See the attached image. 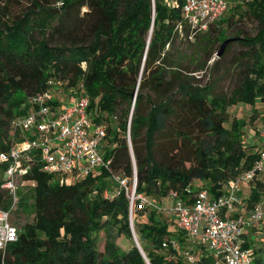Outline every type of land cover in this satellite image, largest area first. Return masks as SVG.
Listing matches in <instances>:
<instances>
[{"label":"trees","instance_id":"1","mask_svg":"<svg viewBox=\"0 0 264 264\" xmlns=\"http://www.w3.org/2000/svg\"><path fill=\"white\" fill-rule=\"evenodd\" d=\"M58 1L62 5L56 11L48 5L51 0H30L23 16L0 24V151L11 145L12 119L24 112L22 104L56 77L70 85L84 84L92 110L108 118L117 115L107 137L112 169L128 176L130 186L136 170L137 192L157 195L158 202L173 189L184 193L189 185L220 194L230 179L253 167L261 145L253 136L244 139L246 121L234 118L230 126L225 123L230 105L264 104V0H245L259 29L237 40L252 61L229 97L214 95L209 84L167 79L168 47L180 31L183 0ZM236 6L226 15L229 20ZM83 7L87 10L81 14ZM58 16L47 33L50 23L45 22ZM181 32L189 35V27L183 25ZM144 98L151 104L146 114L141 111ZM171 119L184 127L179 130L184 139L191 140L189 128L205 133L194 141L189 167L164 164L155 157L157 133ZM106 177L104 172L61 183L34 163L24 179L35 183V220L19 229L18 240L5 252L0 250V264H147L136 244L123 250L117 243L121 236L134 239V234L150 264H213L201 246L194 248L195 263L185 260L190 242L173 217L169 216L177 229L157 215L158 209L141 207L136 199L131 218L130 198ZM263 186L262 176L253 188L254 199H259ZM106 189L113 194L106 197ZM10 201L6 189H0V206L7 208ZM100 230L106 234L104 252L97 248Z\"/></svg>","mask_w":264,"mask_h":264},{"label":"built area","instance_id":"2","mask_svg":"<svg viewBox=\"0 0 264 264\" xmlns=\"http://www.w3.org/2000/svg\"><path fill=\"white\" fill-rule=\"evenodd\" d=\"M244 2L183 0L182 19L177 28L182 31L183 25L188 26L190 36L209 32L226 17L232 5ZM91 104L84 84L74 86L67 79L51 77L47 88L30 96L22 104L24 112L12 119L14 137L9 148L0 151V189H6L11 200L7 208L0 206L1 251L5 252L10 243L18 240L20 228L12 221L19 205L17 181H27L24 176L34 163L54 174L61 183H73L105 172L106 178L130 198L131 218L136 199L141 207L163 210L159 202L137 192L136 170L132 186L128 176L113 171L112 157L106 149L108 128L117 115L108 118L92 110ZM134 104L135 98L132 111ZM130 124L131 116L127 133L131 146ZM263 173L264 138L253 167L230 179L222 193L191 185L184 193L176 189L169 192L172 202L169 214L190 242V248L184 251L187 262L197 261L194 248L201 246L213 257V264H264V186L259 199L253 198V188ZM112 194L111 190H105L106 197ZM256 236L260 237V245L253 249L251 243Z\"/></svg>","mask_w":264,"mask_h":264},{"label":"rangeland","instance_id":"3","mask_svg":"<svg viewBox=\"0 0 264 264\" xmlns=\"http://www.w3.org/2000/svg\"><path fill=\"white\" fill-rule=\"evenodd\" d=\"M170 1V0H169ZM247 2V1H246ZM245 2V3H246ZM30 0H0V24L2 21H10L16 17L23 16ZM56 11L60 10L61 1L51 0L48 4ZM236 10L232 14L233 19L216 26V29L198 34L194 36L185 35L184 32L179 31L175 41L170 49L166 59L165 68L168 72L167 79L177 83V77L193 81L198 84H209L212 87L214 95H226L229 97L235 88H237L245 73L247 72L248 64L251 63L252 58L245 54L246 46L241 41H234L230 43L221 57L217 56V52L221 47L222 42L229 37H244L253 36L258 32V20L247 11L248 5L242 3L236 4ZM87 10L83 7L81 14ZM6 12V14H4ZM56 20H48L45 22L47 33H49L52 26L58 22ZM221 30L222 36H219ZM145 92H149L148 89ZM153 97L154 93H153ZM263 102L256 105H249L244 102H239L227 107V121L226 126H230L234 118H242L246 121L244 139H250L253 136L259 145H261L264 138V106ZM258 106V108H257ZM151 104L144 98L141 106L142 113H147ZM184 127L179 125V121L171 119L167 126L156 136L155 157L158 161L164 164L174 163L176 166L185 167L191 165L190 159L194 158V149L197 138L205 136V133L197 129V127L189 128V136L191 140L184 139L179 130ZM10 129V135L12 134ZM185 159V160H183ZM264 177V173L262 174ZM19 186V200L21 203L16 211L13 212L12 221L21 228L26 223L35 220L34 209V189L29 181H17ZM201 181H195L199 184ZM198 186V185H197ZM157 195H150L152 200L157 201ZM158 202V201H157ZM159 205L163 210H158L157 215L164 220L171 222V216L168 209L172 207V202L169 197L159 201ZM80 216L83 213L80 211ZM134 216V215H133ZM167 218V219H166ZM176 225L171 222V228ZM177 229V227H176ZM117 243L123 250L129 249L132 244H135L134 239H129L126 236H121ZM106 245V234L103 230L97 233V248L104 252ZM260 237L253 238L251 246L253 249L259 247Z\"/></svg>","mask_w":264,"mask_h":264},{"label":"water","instance_id":"4","mask_svg":"<svg viewBox=\"0 0 264 264\" xmlns=\"http://www.w3.org/2000/svg\"><path fill=\"white\" fill-rule=\"evenodd\" d=\"M151 34H152V30H151V32H150L149 40L151 39ZM239 39H241V37H229V38L225 39V40L222 42L221 47H220V49H219L218 52H217V56H218V57H221V56L223 55V53L225 52L227 46H228L230 43H232V42H234V41H237V40H239ZM134 240H135V244H136V246L138 247V249H139V250L141 251V253L143 254V256H144V258H145L147 264H150V261L148 260L146 254L144 253V251H143V249H142V247H141V245H140L138 239L136 238V235H135V234H134Z\"/></svg>","mask_w":264,"mask_h":264}]
</instances>
